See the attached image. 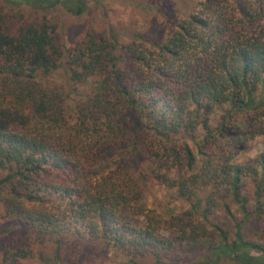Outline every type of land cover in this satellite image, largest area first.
I'll return each mask as SVG.
<instances>
[{
    "label": "trees",
    "instance_id": "obj_1",
    "mask_svg": "<svg viewBox=\"0 0 264 264\" xmlns=\"http://www.w3.org/2000/svg\"><path fill=\"white\" fill-rule=\"evenodd\" d=\"M59 6L90 9L0 2V203L23 238L0 264L102 250L116 264H264V231L245 232L264 221V150L236 160L264 138V0H205L163 38L110 26L74 46ZM131 160L185 208H152Z\"/></svg>",
    "mask_w": 264,
    "mask_h": 264
},
{
    "label": "rangeland",
    "instance_id": "obj_2",
    "mask_svg": "<svg viewBox=\"0 0 264 264\" xmlns=\"http://www.w3.org/2000/svg\"><path fill=\"white\" fill-rule=\"evenodd\" d=\"M89 3V11L81 17L74 16L64 6L55 9L54 16L60 26V35L65 37L69 46H74L77 39L85 36L87 31L96 33L107 32L111 27L129 40L133 35L142 34L148 39H160L170 32V29L182 18L189 16L205 0H84ZM1 2V0H0ZM78 2L73 1V5ZM130 35V36H129ZM264 150V138H257L249 143L247 148L237 153L238 163L251 160L259 151ZM148 163L144 160H131L130 172L139 178L140 184L146 191L149 205L158 211H165L168 207L179 212L185 204L179 201L174 192L154 182L146 181L140 171ZM141 177V178H140ZM240 217L239 214H237ZM231 234L235 225L223 211L214 218ZM264 231V221H252L245 229L246 235L259 240ZM23 242L22 233L18 226L6 216L0 203V260L2 252L10 244L17 246ZM71 259L73 250L69 251ZM109 250L89 252L83 254L75 264H116ZM75 258V257H74ZM191 264V261H186ZM146 264H153L148 259ZM25 264H42L38 257L29 259ZM221 264H235L222 262Z\"/></svg>",
    "mask_w": 264,
    "mask_h": 264
},
{
    "label": "water",
    "instance_id": "obj_3",
    "mask_svg": "<svg viewBox=\"0 0 264 264\" xmlns=\"http://www.w3.org/2000/svg\"><path fill=\"white\" fill-rule=\"evenodd\" d=\"M53 1H55V0H53Z\"/></svg>",
    "mask_w": 264,
    "mask_h": 264
}]
</instances>
